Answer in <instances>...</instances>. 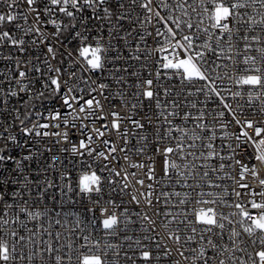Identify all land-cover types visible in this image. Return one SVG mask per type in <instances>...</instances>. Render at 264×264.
Returning a JSON list of instances; mask_svg holds the SVG:
<instances>
[{"label":"snow or ice","instance_id":"6c2138e0","mask_svg":"<svg viewBox=\"0 0 264 264\" xmlns=\"http://www.w3.org/2000/svg\"><path fill=\"white\" fill-rule=\"evenodd\" d=\"M0 9V61L10 65L0 71V264H119L123 245L94 239L97 230L105 237L124 233L121 240L131 250V255L124 251L125 264H157L161 255L170 257L173 249L165 241L185 264H264V0H0ZM90 21L99 29L91 38ZM126 21L139 28L125 30ZM69 37L77 44L74 59L67 53L66 69L57 56ZM128 37L138 39L125 54L121 42L131 48ZM148 37L156 45L152 51ZM41 45L43 57L25 55ZM154 52L155 72L146 63ZM130 60L145 63L133 69ZM74 65L80 66V77ZM84 71L89 77L107 71L117 91ZM174 78L180 91L171 84ZM126 87L135 91L126 93ZM57 97L58 107L36 110L38 103ZM117 97L130 115L116 110ZM145 101L155 105L154 155L163 173L156 176L149 157L146 176L160 185L156 202L162 197L170 209L153 215L130 212L123 201L118 205L105 197L106 188L116 191L122 180L123 192L136 176L123 166L111 167L118 149L104 139L105 132L120 133L119 151L128 168L146 167L130 162L129 130L121 131L125 120L137 129L145 127L142 120L153 123L148 112L134 118ZM99 121L105 123L97 126ZM233 124L237 132L229 131ZM139 139L145 143L137 152L146 154L148 137ZM62 144L60 152L80 158L75 183L66 169L56 167L58 156L41 163L44 153ZM53 171H59V183L50 177ZM134 183L144 187L143 179ZM54 188L56 204L86 201L84 212L50 211L45 197ZM147 189L139 195L151 208L153 184ZM131 202L139 205L141 199L133 194ZM133 224L139 225V238L127 234ZM161 226L166 235L158 231Z\"/></svg>","mask_w":264,"mask_h":264},{"label":"built area","instance_id":"2783aa9c","mask_svg":"<svg viewBox=\"0 0 264 264\" xmlns=\"http://www.w3.org/2000/svg\"><path fill=\"white\" fill-rule=\"evenodd\" d=\"M2 10V9H0ZM85 15H91L90 10L88 12L85 13ZM135 20V15H133V21ZM30 22H31V18H30ZM98 22L96 21H90L89 22V27L92 29L91 34H90V38L91 36H95L97 34V32L99 31V29L95 26ZM10 27V26H9ZM125 30H131L132 28H139V25L135 24V23H129V22H124L123 25ZM146 27H148L149 30H153L151 28V26L146 25ZM48 31H52V27L51 25L47 26ZM121 35H123V32L121 33ZM103 38L104 41L107 42L108 41V36H107V29L104 30L103 32ZM135 39H138V37H135ZM135 39L134 37H128V40L131 44V48L129 49H124L123 48V42H121V48L124 50L125 54H127L128 51L134 49L135 47ZM148 50L152 51L153 48L156 46L154 43V40L152 37H148ZM115 42V41H113ZM76 44L77 42L73 39H71V37H69L68 40L64 41L63 47L59 48V53L57 56L58 60H63V66L67 69L69 68V65L71 63V61L69 60V57L67 55L68 52L72 51L73 52V59L75 57V53L74 50L76 48ZM5 51H7V49H5ZM46 52V49L44 48L43 45H41L40 47H31L29 49V52L26 53V56H31V57H35V56H41L43 57V54ZM63 54L62 56L60 54ZM157 55V53H153V56L148 58V60L146 61L148 68L155 72V67H154V58ZM162 55V54H161ZM128 63L131 65V67L133 69H137L140 67L141 63H145V61H128ZM53 64H55V61H53ZM10 65H7L6 62L4 61H0V71H6L7 67ZM75 71H76V75L77 77H80L82 75V70L80 68L79 65H74L73 66ZM83 75L85 77H89V73H87L86 71L83 72ZM65 78H67V76H65ZM91 80L97 81V80H102L105 83H108L110 85V91L111 92H115L117 91L118 87L117 85H115L110 78H108V73L107 71L100 73V72H96L94 74H91V76L89 77ZM135 77H130L129 78V83H134L135 81ZM171 84L174 85L176 87L177 91L181 90V85L178 79H173L171 81ZM199 86V85H197ZM37 87H39V84H37ZM126 93H131L133 91H135L134 88L132 87H126L125 89ZM87 98V97H86ZM194 98V97H193ZM102 99V98H101ZM127 99L129 101L132 100L131 96L129 95L127 97ZM202 99V98H201ZM102 102L103 99H102ZM13 104H16L17 101L15 99L12 100ZM112 103L117 104V111H119L121 113L122 116H128L130 115V109L128 107H120V98H114L112 100ZM210 106H214V105H210ZM58 107V97L55 99H45L43 102H40L37 104L36 110L44 112L47 109H51V108H55ZM105 111H108V108L106 106ZM155 105L151 104V106H149V102L145 101V107L142 110L138 111V114L135 115L134 118L136 119H141L144 114L146 112L153 114V123L151 125H149L147 122L145 121H141L142 123H145V127L143 129H137L135 128L130 121L125 120L124 122L121 123V131H123L125 128H127L129 130V139H128V144H127V154L130 157V162H136V163H140L143 162L146 167L144 169H131L128 168V162L124 161L123 157L125 155L124 152H120L119 148L120 147H124V141L122 139H120V133H117L115 131H113L112 133H108L105 132V137L104 139H109L112 141H115L116 143V147L118 149V151L114 154L118 157V162L117 161H112L111 162V167L115 168L116 170H120L121 167L123 166L124 168H126L129 172H136V176L135 177H130L129 178V187L124 190L123 192H121L120 189V185H122L124 183V181H120V185H117V190L116 191H112L110 188H106L105 190V197L106 198H111L113 199L116 204L120 205L121 202L123 201V207H127L129 209L130 212H138V211H146L149 215H153L157 209H159V211L161 213L168 211L170 209L165 208L164 204H163V198L161 197V203H157V196L159 195V191H160V185L157 181H150L147 179L146 173H147V165L150 164V160L149 157H152L153 160H155V169H156V176L160 177L163 175L162 170H161V160L158 156L154 155V150H155V139H156V135H157V129L155 127ZM194 111V110H193ZM4 119H10V117L8 116H4ZM112 120V117L109 116L108 117V123L110 125V122ZM105 123L104 121H99L97 123V126H99L100 124ZM177 124L181 123L180 119H177L176 121ZM187 127H191V122H187V124L185 125ZM229 131L231 132H237L238 128L236 125H232L231 128L229 129ZM250 134H251V130H249ZM70 135H72L70 133ZM141 136H147L148 137V144L146 147V154H139L137 152V149H139L141 146L144 145V141L140 140L139 138ZM73 140H78L79 136L78 135H73ZM217 145L219 144V141H216ZM96 145L99 146V149L103 150L104 149V145L97 140L96 141ZM66 145H58L56 146V148L54 149L53 153H44V157L41 160V163H51L50 157L52 155H56L60 158V160L57 162L56 167L58 169L62 170H67L72 178H73V182L75 183V178L79 175V171H80V167H81V161L79 157H70L68 155V153H62L59 151V149L61 147H65ZM43 147V146H41ZM251 149H247V151L245 150H241L240 151V156L238 158H242L244 156H246L248 154V152H250ZM18 152V150H16L13 147V154H16ZM100 163H103V161H101ZM211 164H215V161H210ZM11 167V165H9V168ZM30 167L32 169H36L38 167V165L35 162H30ZM105 175H107V173H105ZM121 176H123V172H121ZM50 177L51 178H55L57 183H59V171H53L50 173ZM215 178V177H212ZM117 180H120L119 177L116 178ZM136 179H143L144 180V187H141L140 185H136L134 183V181ZM153 184V189L154 191V195L152 197L153 200V206L151 208L146 207L145 203H144V198L142 196H140L139 194L141 192H146L148 191L147 189V185L148 184ZM176 189L179 190V186H176ZM259 190V189H257ZM9 194L11 189L8 190ZM133 194H136L140 199H141V203L139 205H137L134 202H131V196ZM53 195L57 196V199H59V193L57 191V189H51L48 191V193L46 194L45 197V201L47 204L48 209L51 211L53 209H55V211L57 212H62V213H72V212H76V213H83L84 212V204H86L87 202L85 201L84 204L77 202L75 204L69 203L67 202V200H65V203L63 204V206L61 207L60 205L56 204L51 197ZM44 205L42 204L41 207H43ZM111 210V209H110ZM234 209H225V211H233ZM119 214V213H118ZM168 219H171V217H169ZM159 221L164 222L165 218L163 215H161L158 218ZM36 222H30L28 224L29 228L34 227ZM122 227V226H121ZM170 227H175V224L173 223V225H171ZM158 231H160L162 234H167L168 229L163 228V226H161ZM123 232H120L117 236L115 237H105L104 233L102 230H97L94 233V239L100 240L101 242H103L105 239H107L109 242L113 243V244H117V245H123V248L121 250L120 253V257H119V264H125V260H124V251H128L129 255H131V250L127 248V243L128 242H123L121 240V237L123 236ZM127 234L128 235H132L135 238H139L141 233H140V228L138 224H133L129 227V229L127 230ZM165 243H168L169 247H172L173 251H172V255L170 257H164L163 255H161L160 260L157 262V264H173L174 260L179 259L181 261V264H185V262L183 261V258L179 257L175 251V246L171 244V242L165 241ZM195 246V245H193ZM132 247L135 248V244H132ZM162 251V250H161ZM187 254V253H186Z\"/></svg>","mask_w":264,"mask_h":264}]
</instances>
